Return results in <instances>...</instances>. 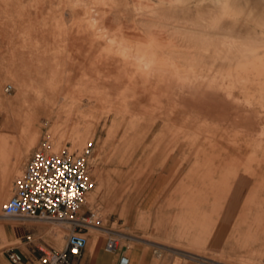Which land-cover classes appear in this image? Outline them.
<instances>
[{
  "label": "rangeland",
  "instance_id": "1",
  "mask_svg": "<svg viewBox=\"0 0 264 264\" xmlns=\"http://www.w3.org/2000/svg\"><path fill=\"white\" fill-rule=\"evenodd\" d=\"M45 141L91 143L95 219L0 215V264L71 234L264 264V0H0V209Z\"/></svg>",
  "mask_w": 264,
  "mask_h": 264
},
{
  "label": "built area",
  "instance_id": "2",
  "mask_svg": "<svg viewBox=\"0 0 264 264\" xmlns=\"http://www.w3.org/2000/svg\"><path fill=\"white\" fill-rule=\"evenodd\" d=\"M10 90L11 87L7 85L5 92ZM89 148L90 144L80 154L65 149L54 154L49 152L46 141L41 143L14 181L11 196L2 205L0 215L6 218L68 222L73 230L92 225L94 213L91 212L89 217L79 215L93 187L87 173ZM32 243L30 236L25 237L24 245ZM84 243L85 238L71 234L64 249H50L47 252L41 250L38 264H74L73 260L80 255ZM118 247V238L108 237L105 251L116 252ZM6 257L10 264H23L21 253L15 248L8 249ZM117 264H129L127 256L121 255Z\"/></svg>",
  "mask_w": 264,
  "mask_h": 264
},
{
  "label": "crops",
  "instance_id": "3",
  "mask_svg": "<svg viewBox=\"0 0 264 264\" xmlns=\"http://www.w3.org/2000/svg\"><path fill=\"white\" fill-rule=\"evenodd\" d=\"M3 197L10 193V185L4 189ZM127 240V239H126ZM23 257V264H38L39 255L34 252H25L15 248ZM155 251V250H154ZM154 251L150 252L146 245L137 244L131 248L124 246L116 252H107L104 247L97 246L91 239L85 238L80 255L73 260L74 264H117L121 255L127 256L129 264H207L205 261L193 256L169 251L166 255L157 257ZM197 256V255H196ZM199 257V256H198Z\"/></svg>",
  "mask_w": 264,
  "mask_h": 264
},
{
  "label": "bare ground",
  "instance_id": "4",
  "mask_svg": "<svg viewBox=\"0 0 264 264\" xmlns=\"http://www.w3.org/2000/svg\"><path fill=\"white\" fill-rule=\"evenodd\" d=\"M207 33V32H206ZM204 34V33H203ZM208 36V35H207ZM11 87V90L9 91V92H11L12 91V89H13V87L12 86H10ZM8 92V93H9ZM57 114V117H58V120L55 122V126L57 127V126H59L60 125V114H61V111L60 112H58V113H56ZM89 144H91V143H89ZM154 253L157 255V257H161L162 256V254L157 250V251H154Z\"/></svg>",
  "mask_w": 264,
  "mask_h": 264
},
{
  "label": "snow or ice",
  "instance_id": "5",
  "mask_svg": "<svg viewBox=\"0 0 264 264\" xmlns=\"http://www.w3.org/2000/svg\"><path fill=\"white\" fill-rule=\"evenodd\" d=\"M59 175H61V176H62V175H63V173H60ZM49 187H51V185H49Z\"/></svg>",
  "mask_w": 264,
  "mask_h": 264
}]
</instances>
